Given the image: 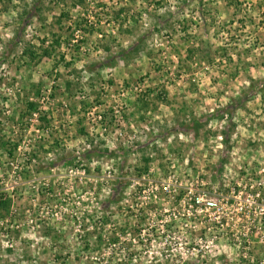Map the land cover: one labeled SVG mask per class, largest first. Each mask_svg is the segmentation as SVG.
Masks as SVG:
<instances>
[{
    "label": "rangeland",
    "instance_id": "obj_1",
    "mask_svg": "<svg viewBox=\"0 0 264 264\" xmlns=\"http://www.w3.org/2000/svg\"><path fill=\"white\" fill-rule=\"evenodd\" d=\"M0 264H264V0H0Z\"/></svg>",
    "mask_w": 264,
    "mask_h": 264
},
{
    "label": "trees",
    "instance_id": "obj_2",
    "mask_svg": "<svg viewBox=\"0 0 264 264\" xmlns=\"http://www.w3.org/2000/svg\"><path fill=\"white\" fill-rule=\"evenodd\" d=\"M113 58H118L117 56H113L112 57V59ZM120 192V189H119V187H116L114 190H113V192H112V194H111V196H110V199L108 200L109 201V203L111 202V203H117L118 202V199L119 198H117V195H118V193Z\"/></svg>",
    "mask_w": 264,
    "mask_h": 264
},
{
    "label": "built area",
    "instance_id": "obj_3",
    "mask_svg": "<svg viewBox=\"0 0 264 264\" xmlns=\"http://www.w3.org/2000/svg\"><path fill=\"white\" fill-rule=\"evenodd\" d=\"M257 196L259 197V196H260V193H258ZM207 204H208V206H209L210 208L215 207V206L217 205L215 202H212V201L208 202Z\"/></svg>",
    "mask_w": 264,
    "mask_h": 264
}]
</instances>
